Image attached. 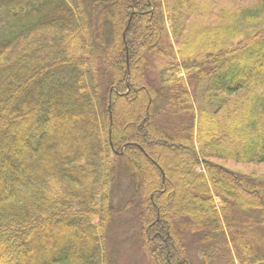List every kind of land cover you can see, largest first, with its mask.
<instances>
[{
	"label": "trees",
	"instance_id": "trees-1",
	"mask_svg": "<svg viewBox=\"0 0 264 264\" xmlns=\"http://www.w3.org/2000/svg\"><path fill=\"white\" fill-rule=\"evenodd\" d=\"M202 1L0 0V264H264V0Z\"/></svg>",
	"mask_w": 264,
	"mask_h": 264
},
{
	"label": "rangeland",
	"instance_id": "rangeland-1",
	"mask_svg": "<svg viewBox=\"0 0 264 264\" xmlns=\"http://www.w3.org/2000/svg\"><path fill=\"white\" fill-rule=\"evenodd\" d=\"M212 2L217 3L218 6L216 8V10H220V9H235L238 8V6L244 5V3L248 2L247 1H239L238 0H212ZM212 6V3L210 5V0H203L202 2L199 3V8H197V16L192 19V23H188L187 25V30L190 31L192 33H196V31L199 28H204V27H208L211 23H215L217 20L215 18V16H212L210 13V8ZM168 27L170 26V23H167ZM169 34H170V38L172 40V42L174 43V45H177V40L176 37L173 35L172 31L170 30V28L168 29ZM192 36V35H190ZM193 38V37H191ZM160 61H164V60H159L158 63H160V67H163V63H161ZM190 88L192 89V86L190 85ZM83 123H78V126L76 127H80ZM84 134V133H83ZM86 134V133H85ZM91 140V139H90ZM229 166H231L234 170L236 171H240V172H248V173H254L256 175L259 176H264V164H247V165H239V164H235V163H228ZM174 169L177 172H181L183 171L181 166L179 164H175L174 165ZM198 171H201L203 169V166H199ZM124 185H127V180L123 181ZM198 189V188H197ZM125 189H119L118 190V194L124 193ZM118 194L116 195L115 200H117V204L119 203L120 205H123V203H125V199L124 198V194ZM192 200V198H190ZM131 236H128L129 240L131 242H127L126 245H121V247L119 248V250L117 251L118 255L115 254L114 256V261L115 264H152L151 260L149 259V257H145L144 254L141 252V250L138 248V241H136L135 238H132L134 236V233H131ZM36 247H39V244L35 245ZM124 248V250H122V248ZM114 250V249H113ZM189 251L192 254L197 252V247L196 245H194L193 243L190 244L189 246ZM114 253L115 250H114ZM196 255V254H195Z\"/></svg>",
	"mask_w": 264,
	"mask_h": 264
}]
</instances>
